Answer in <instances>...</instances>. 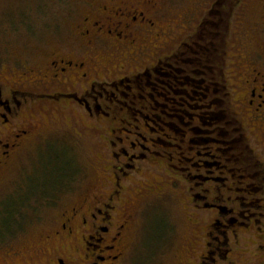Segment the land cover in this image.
Listing matches in <instances>:
<instances>
[{
  "label": "flooded vegetation",
  "instance_id": "flooded-vegetation-1",
  "mask_svg": "<svg viewBox=\"0 0 264 264\" xmlns=\"http://www.w3.org/2000/svg\"><path fill=\"white\" fill-rule=\"evenodd\" d=\"M166 2L100 0L66 41L0 56V182L52 107L91 123L103 150L99 181L81 194L66 151L73 168L61 153L46 163L58 164L54 179L13 205L0 264H125L167 188L191 213L178 264H264V55L237 51L231 63L229 49L209 50L208 60L199 33L209 19L191 34ZM173 234L163 226L154 248L138 250L164 264Z\"/></svg>",
  "mask_w": 264,
  "mask_h": 264
},
{
  "label": "rangeland",
  "instance_id": "rangeland-1",
  "mask_svg": "<svg viewBox=\"0 0 264 264\" xmlns=\"http://www.w3.org/2000/svg\"><path fill=\"white\" fill-rule=\"evenodd\" d=\"M99 1L0 0V56L8 61H16L18 57H34L56 39L66 41L76 34L86 8ZM218 1L167 0V7L163 11L169 21L176 17L183 24V17L190 19L192 34L194 26L202 19L212 18V11L215 12ZM230 29L231 63L237 51L257 50L264 55V0H241L239 7L234 9ZM182 32L177 26L173 35L179 36ZM188 32L186 30L183 34ZM235 69V66L230 65L228 71ZM39 119L41 126L37 136L16 157L0 182V235L13 229V205L27 202L25 190L31 191L37 183L54 179L58 164L46 167V163L53 160L60 163L62 158L57 155L62 154L64 162H70L71 165L72 162L65 159L64 153L67 152L73 158L77 175L80 179L84 178L79 185L80 194L99 181L103 150L99 144V132L91 123L54 107L42 113ZM138 189H133V196ZM150 201L155 202L154 210L150 212L148 221V213L139 221L138 238H135L125 264H155L146 252L138 250L137 243H140V248H154L156 233L163 226L170 228L176 236L174 247L164 264H178L188 245L191 213L182 204V194L174 189L167 188L164 196H154ZM41 233L37 229L31 231L29 237L34 239Z\"/></svg>",
  "mask_w": 264,
  "mask_h": 264
},
{
  "label": "trees",
  "instance_id": "trees-1",
  "mask_svg": "<svg viewBox=\"0 0 264 264\" xmlns=\"http://www.w3.org/2000/svg\"><path fill=\"white\" fill-rule=\"evenodd\" d=\"M240 2L241 0H219L215 7L217 12H213L212 18L208 20L202 32L199 33V37L202 38V44L206 45L203 50L208 52V60L216 59V54L210 55L214 51L209 50H218V52H222L223 54L228 52L231 18L234 16V9L239 7ZM226 3H229V5L227 6ZM212 45H214V48ZM199 50L200 56H204L202 49L199 48Z\"/></svg>",
  "mask_w": 264,
  "mask_h": 264
}]
</instances>
